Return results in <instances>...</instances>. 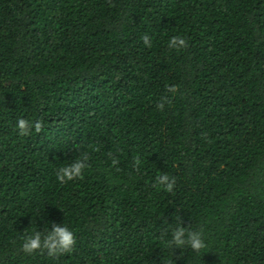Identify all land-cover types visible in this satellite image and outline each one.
Masks as SVG:
<instances>
[{"label": "trees", "instance_id": "16d2710c", "mask_svg": "<svg viewBox=\"0 0 264 264\" xmlns=\"http://www.w3.org/2000/svg\"><path fill=\"white\" fill-rule=\"evenodd\" d=\"M62 223L69 252L21 250ZM0 264H264V0H0Z\"/></svg>", "mask_w": 264, "mask_h": 264}, {"label": "clouds", "instance_id": "9594fccd", "mask_svg": "<svg viewBox=\"0 0 264 264\" xmlns=\"http://www.w3.org/2000/svg\"><path fill=\"white\" fill-rule=\"evenodd\" d=\"M141 40L146 48L153 46L152 40L148 35L142 36ZM167 47L180 52L188 47V41L182 36H173L167 41ZM170 91H174V89H170ZM157 107L158 109H163L164 104H158ZM42 127L43 123L41 121H30L23 118L18 119L15 124V129L21 136H28L32 134L33 130L35 133H40ZM118 163L117 159H112L113 167ZM136 163L139 164L140 162L137 161ZM87 167L88 154L85 152L76 157L74 161L61 164L55 173L56 181L60 184H65L76 179H81ZM175 183V178L165 173H160L156 177V185L166 192H171ZM167 243L177 248L188 246L193 251H199L206 247L202 234L199 231H189L179 225L171 232V240L167 241ZM74 244V233L69 227L63 223L59 225L53 224L50 231L46 226L43 232L33 230L30 234H26L22 238L21 250L28 254L38 250H46L49 256H55L59 253L69 252Z\"/></svg>", "mask_w": 264, "mask_h": 264}]
</instances>
